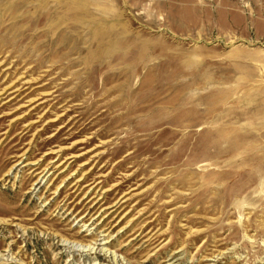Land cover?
I'll return each instance as SVG.
<instances>
[{
    "label": "rangeland",
    "instance_id": "374dc122",
    "mask_svg": "<svg viewBox=\"0 0 264 264\" xmlns=\"http://www.w3.org/2000/svg\"><path fill=\"white\" fill-rule=\"evenodd\" d=\"M0 264H264V0H0Z\"/></svg>",
    "mask_w": 264,
    "mask_h": 264
}]
</instances>
